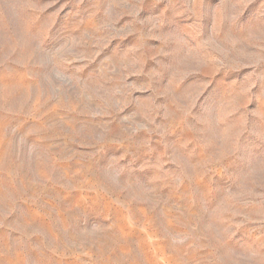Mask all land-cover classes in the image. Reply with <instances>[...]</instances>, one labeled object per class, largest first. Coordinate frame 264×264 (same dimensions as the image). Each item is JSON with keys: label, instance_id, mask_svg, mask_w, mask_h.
I'll return each instance as SVG.
<instances>
[{"label": "rangeland", "instance_id": "374dc122", "mask_svg": "<svg viewBox=\"0 0 264 264\" xmlns=\"http://www.w3.org/2000/svg\"><path fill=\"white\" fill-rule=\"evenodd\" d=\"M0 264H264V0H0Z\"/></svg>", "mask_w": 264, "mask_h": 264}]
</instances>
